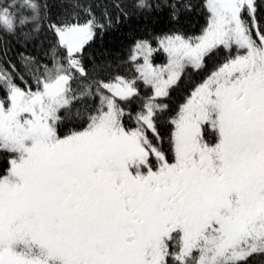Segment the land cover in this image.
<instances>
[{"label": "snow or ice", "instance_id": "snow-or-ice-1", "mask_svg": "<svg viewBox=\"0 0 264 264\" xmlns=\"http://www.w3.org/2000/svg\"><path fill=\"white\" fill-rule=\"evenodd\" d=\"M0 264H264V0H0Z\"/></svg>", "mask_w": 264, "mask_h": 264}]
</instances>
